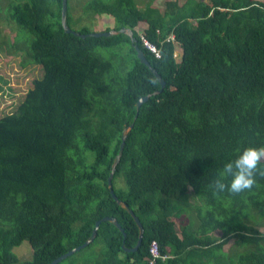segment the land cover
Instances as JSON below:
<instances>
[{"label": "trees", "instance_id": "1", "mask_svg": "<svg viewBox=\"0 0 264 264\" xmlns=\"http://www.w3.org/2000/svg\"><path fill=\"white\" fill-rule=\"evenodd\" d=\"M5 1L0 21L12 22L15 34L0 30V51L37 65L41 76L0 115V264H50L106 215L125 236L102 220L79 249L98 246L94 257L72 264H150L152 240L168 256L154 264H264V230L256 226L264 223V170L249 190L213 189L238 148L264 145V0H167L163 8L86 0L75 19L67 0V24L84 37L64 30L61 0ZM87 14L110 17L104 31L132 28L165 81L160 92L127 34L72 27ZM172 33L175 41H165ZM130 125L112 186L143 226L134 251L123 246L136 244L139 228L108 186ZM23 240L32 254L20 261L13 248Z\"/></svg>", "mask_w": 264, "mask_h": 264}, {"label": "rangeland", "instance_id": "2", "mask_svg": "<svg viewBox=\"0 0 264 264\" xmlns=\"http://www.w3.org/2000/svg\"><path fill=\"white\" fill-rule=\"evenodd\" d=\"M4 0H0V4H3ZM72 5V15L75 18L82 15V6L86 2V0H69ZM148 0H136L139 6L144 7ZM167 0H151L152 6H157L163 8L165 2ZM183 0H180L182 2ZM8 0L5 1L7 3ZM4 11L0 12V15H4ZM88 14H91L90 12ZM85 15L83 19L79 23L75 21L72 22V27L75 29H80L81 26L85 25L92 29L93 31H104V27H108L112 25V20L110 17L106 15ZM92 16V17H89ZM13 27V30H12ZM15 25L12 22L7 23V21H0V30L2 34L5 36H14ZM139 27H146V24H140ZM137 28V32H141L142 28ZM24 33L23 36L25 37ZM0 35V40H1ZM17 39V38H16ZM18 40V39H17ZM18 41H22L19 38ZM1 52L0 51V115L5 114L7 112H11L13 108L9 105L10 101L16 99L15 101H19L20 98L23 97L24 93L27 91L29 87L32 85V79L35 77L41 76V70L37 65L28 64L26 66L21 65L20 55L12 54V52ZM179 53L178 47L174 50V57H176ZM11 110V111H10ZM115 185L126 188L124 180L122 177H117L115 181ZM257 228L264 230V223H257ZM94 245V244H93ZM91 245L89 248L78 250L74 252V254L69 255L67 259L62 261V264H72V263H80L84 258L94 257L98 246ZM229 245H226L224 250L229 249ZM13 251L18 256L19 260L22 261L31 256L32 250L29 242L27 240H23L21 244L16 245L13 248Z\"/></svg>", "mask_w": 264, "mask_h": 264}, {"label": "water", "instance_id": "3", "mask_svg": "<svg viewBox=\"0 0 264 264\" xmlns=\"http://www.w3.org/2000/svg\"><path fill=\"white\" fill-rule=\"evenodd\" d=\"M66 13H67V0H61V24H62L64 30L66 32H72V33H74L76 35H80V36H83V37L85 35H87V34H81V33H79L78 31L72 29L67 24ZM117 32H123V33L127 34L130 37V41H131V44H132V46L134 47V49L136 51L137 58L140 60V62L146 64L149 67V69L153 72V74L156 76V78L159 80L160 85H161V87L159 89V92H160L161 89L165 85V81L161 77V75L158 73V71L150 64V62L148 61V59L145 56V53H144L143 49L138 46L137 41H136V38L134 37L133 31H132L131 28H129V27H121L118 30L111 29V30H107V31H93V32H90V34L95 35V36H100V35H110V34H114V33H117ZM148 97H149V95H145V96L140 97L137 100V102H136L137 110H138L140 104L142 102H144ZM131 126L132 125H130L129 127H126V128L123 129L122 136H121L122 141H121V144H120V151L118 152V154L115 157V160H114V162L112 164V168H111L110 174L108 176V186L110 188V191L112 193V196L115 198V200L123 208H125L128 212L131 213V215L133 216V218H134V220H135V222H136V224H137V226L139 228V235H138V240H137L136 244L132 248H128V247L123 246V248L126 251H134V250H136L140 246L141 241H142L143 231H144L143 230V226H142L140 220L138 219V217L133 213V211L128 207V205L124 201L118 199L117 196L113 193V186H112V176H113V173H114V169H115L117 160L119 159L121 149H122V147L124 145V140H125V137H126L128 128H131ZM102 220H108V221L112 222L114 225H116L122 231L123 235L125 236L124 229L120 225V223L117 221V219L114 216L106 215V216L102 217L101 219L96 220L94 229L92 230V233L87 238V240H85L82 244H80L78 246H75L72 249H69L66 252L62 253L61 255L57 256L56 258H54L50 262V264H56L57 262H59L60 260L64 259L66 256L72 254L76 250H79L80 248L85 247L86 245H88L94 239V237H95V235L97 233L98 226H99V224H100V222Z\"/></svg>", "mask_w": 264, "mask_h": 264}, {"label": "clouds", "instance_id": "4", "mask_svg": "<svg viewBox=\"0 0 264 264\" xmlns=\"http://www.w3.org/2000/svg\"><path fill=\"white\" fill-rule=\"evenodd\" d=\"M262 160H264V145L249 144L238 148L234 158L224 162L213 183L214 191H228L235 194L251 189L256 183L257 173L264 170Z\"/></svg>", "mask_w": 264, "mask_h": 264}, {"label": "built area", "instance_id": "5", "mask_svg": "<svg viewBox=\"0 0 264 264\" xmlns=\"http://www.w3.org/2000/svg\"><path fill=\"white\" fill-rule=\"evenodd\" d=\"M140 39L142 41V44L150 50L152 53H154L155 56H160V51L155 43L151 42L149 39H147L143 34L140 35ZM175 56V55H174ZM149 253H150V264L156 263V260L158 258L164 259L168 257L166 254H161L157 245V242L155 240H152L149 244Z\"/></svg>", "mask_w": 264, "mask_h": 264}, {"label": "bare ground", "instance_id": "6", "mask_svg": "<svg viewBox=\"0 0 264 264\" xmlns=\"http://www.w3.org/2000/svg\"><path fill=\"white\" fill-rule=\"evenodd\" d=\"M130 28V27H129ZM132 29V28H131ZM111 30V29H110ZM133 31V30H132ZM147 38V37H146ZM148 39V38H147ZM141 40V39H140ZM165 41H175V36H174V34L172 33L170 36H168V37H166L165 38ZM141 43H142V41H141ZM143 45V44H142ZM144 46V45H143ZM145 47V46H144ZM146 48V47H145ZM159 49V51H160V48H158ZM150 51V50H149ZM151 52V51H150ZM154 54V53H153ZM155 57H157V56H155ZM160 57V56H159Z\"/></svg>", "mask_w": 264, "mask_h": 264}, {"label": "crops", "instance_id": "7", "mask_svg": "<svg viewBox=\"0 0 264 264\" xmlns=\"http://www.w3.org/2000/svg\"><path fill=\"white\" fill-rule=\"evenodd\" d=\"M178 55H179V53H178ZM178 55H177V56H178Z\"/></svg>", "mask_w": 264, "mask_h": 264}]
</instances>
